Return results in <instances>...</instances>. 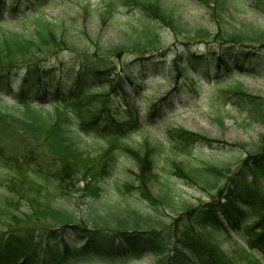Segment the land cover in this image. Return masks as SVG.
<instances>
[{
  "label": "trees",
  "instance_id": "obj_1",
  "mask_svg": "<svg viewBox=\"0 0 264 264\" xmlns=\"http://www.w3.org/2000/svg\"><path fill=\"white\" fill-rule=\"evenodd\" d=\"M13 1L0 0V10L5 3L10 5ZM200 1L213 11L216 23L213 32H196L206 43L202 52L193 51L184 42L177 41L182 46L176 48L173 44H164L156 25L167 28L175 37L184 36V30L162 0L110 1L109 8L120 4L129 10L136 9L140 15L136 19L140 25L138 38L124 45L105 46L89 38L80 40L84 44L79 48L67 29H57L40 18L35 19L36 28L30 37L14 32L0 33V92L11 90L16 83L18 89L14 96L23 106L19 117L0 110V222L4 220L2 223L15 226L14 222L29 221L23 233L0 229V264L89 261L126 264L145 256L154 264H230L219 248L202 236L207 230L225 229L224 222L236 233L249 228V234L254 235L249 247L264 248V214H259L260 202L255 191V182L264 175V138L250 148L254 151H248L231 177L233 181L224 190H210L205 202L190 205L167 184L162 185L158 194H153L151 186L160 182L157 158L161 145L143 140L131 150L122 142L128 131L141 128L128 111L115 110L110 122L116 126L108 136L107 147L95 157L80 147L79 136L70 129L73 122L80 133H87L89 127L102 119L111 92L125 98L127 89L135 93L144 79L154 76L171 83L175 93L184 85L193 86L198 79L208 82L216 79L217 92L233 99L251 121L262 122L264 97L253 94L239 82H228L237 75L260 77L264 69V29L250 26L245 33L223 30L217 19L220 12L230 11V1ZM258 6L264 11V0H258ZM209 38L215 43L210 45L206 41ZM63 52L68 53V61L58 58ZM213 73L217 74L214 78ZM105 88L107 93L101 92ZM164 100L166 96L156 99ZM45 104L51 106L53 115L47 116L40 110ZM172 133L181 140L180 145H174L180 150L186 144L215 142L185 130ZM115 149L134 153L139 165L134 184L123 186L129 185L152 205L179 210L176 218L160 225L157 220L143 218L129 209L127 217L115 223L125 225L113 230H102L96 220L93 227L82 226L74 212L53 207L51 193L44 192V186L20 167L21 161L28 165L43 158L53 167V175L61 188L65 189L66 182L84 181L78 191L84 197L95 199L100 195V182L109 176L115 162ZM9 163L16 167L13 173L3 170ZM170 166L173 174L180 171L183 178L201 186L213 184L216 178L209 166L203 169L176 161H171ZM204 175L206 180L201 177ZM148 193L151 196L147 198ZM14 194L35 209L33 217L25 211L23 217L16 213L19 207ZM34 201L37 202L34 204ZM42 215L60 224L42 229L45 224L34 223L35 216ZM248 215L257 216L253 224L245 222ZM135 223L142 225L134 226ZM249 252H244L246 264H264V260Z\"/></svg>",
  "mask_w": 264,
  "mask_h": 264
},
{
  "label": "rangeland",
  "instance_id": "obj_2",
  "mask_svg": "<svg viewBox=\"0 0 264 264\" xmlns=\"http://www.w3.org/2000/svg\"><path fill=\"white\" fill-rule=\"evenodd\" d=\"M110 1L14 0V3L10 5L5 3L0 10V33L14 32L30 37L36 28L35 19L40 18L54 24L57 29L63 27L67 29L71 39L79 48H82L83 41L89 38L98 40L105 46L130 43L138 38L140 25L136 19L140 15L136 9L129 10L120 4L109 8ZM229 1L230 11L220 12L217 19L219 27L227 31L240 30L243 33L250 26L264 29V11L258 6V0ZM162 2L164 6L172 9L174 18L180 20L184 36L188 37V39L184 36L175 37L167 28L156 25L157 33L165 40L164 44L167 46L173 44L175 48L181 47L182 45L177 42L179 41L189 45L193 51H204L206 43L200 40L201 36H196V32L197 30L214 31L216 23L213 11L200 0H162ZM82 39L83 41H80ZM206 41L210 45L215 43L210 42L211 38ZM58 58L68 61L69 55L63 52L58 55ZM223 73L225 75V72ZM216 75L213 73L211 77L214 78ZM229 81L228 83L239 82L249 88L253 94L264 97V69L260 77L237 75ZM216 82V79L212 82L199 79L193 86L184 85L177 94H174L171 84L158 78L147 79L139 89H136L135 93L129 89L126 90L127 99L121 97L120 94L114 96V92H111L102 119L89 127L87 133H80L73 122H71L70 129L79 136L80 147L95 157L107 147L108 136L116 126L110 122L111 116L116 113L115 110L128 111L136 118L141 128L137 127L128 131L122 142L126 143L131 150L136 149L143 140L161 145V152L157 158L160 182L153 183L151 186L153 194H158L162 185L167 184L174 187L176 194L190 205H200L201 201L205 202L208 199V191L224 190L225 186L233 181L231 177L238 170L241 161L248 155V151H254L250 148L257 145L260 138H264V120L262 122L251 121L247 113L239 108L233 99H228L217 92L214 86ZM156 87H159V92L152 93L150 89ZM17 89L18 86L15 83L11 90L0 92V110L9 113L12 117H19L23 110L22 103L14 96ZM106 89L101 92L107 93ZM164 96H167L166 100L158 101L156 106H152L158 97L163 98ZM40 110H44L47 116L53 115V110L49 105L45 104ZM8 119L11 118L8 117ZM174 130H185L203 135L214 139L215 142L211 145L186 144L183 145V150H180L174 147V145H180V139L173 137ZM114 156L115 162L110 174L100 182V195L95 199L84 197L78 191V188L84 185V181L76 184L66 182L65 189L61 188L58 179L53 175V167H49L43 158H38L28 165L21 161L20 167L31 173L30 176L44 186V192L51 193L50 201L53 207L74 212L78 224L82 226L93 227V222L96 220V223L100 224L98 227L102 230H113V227L125 225L115 223L127 217L126 210L129 209H133L143 218L157 220L160 225L177 217L179 210L175 212L162 206L152 205L129 185L128 187L123 186L125 183L134 184L136 179L139 165L134 153L115 149ZM171 161H176L178 164L183 162L188 166L203 169L209 166V170L216 176L214 183L211 184L212 186H201L183 178L180 171L173 174ZM15 168L12 163H9L3 167V170L13 173ZM201 177L205 180L207 178L205 175ZM255 188L260 202L261 213L259 214L262 215L264 214V175L255 182ZM150 196L148 193L147 198ZM35 197L42 201L39 196ZM13 199L18 203H15L19 207L16 213L20 217H23L24 211L29 215H35V209L23 200L17 199L16 194ZM36 202L34 201V204ZM46 215L38 218L35 216L37 220L34 218V223L45 224L42 229L60 224L58 220H56L57 223L52 222L48 216L45 217ZM256 219V215H248L245 222L253 224ZM2 222H0V229L18 233H23L29 225L28 220L14 222L15 226ZM224 224L225 229L207 230L202 232V236L207 243L216 245L224 259L230 264H246L244 252L249 251L248 244L253 243L254 235L249 234L251 231L249 228L236 233L226 222ZM139 225L134 224V226ZM250 251L254 257H259L261 261L264 260V248L252 246ZM82 264L100 263L90 261ZM126 264H154V262L145 256L141 260H132Z\"/></svg>",
  "mask_w": 264,
  "mask_h": 264
}]
</instances>
